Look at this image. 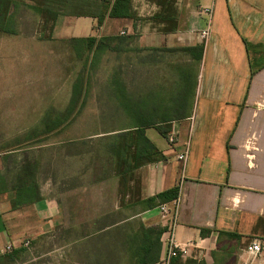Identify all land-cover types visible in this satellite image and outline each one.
I'll use <instances>...</instances> for the list:
<instances>
[{"label": "crops", "instance_id": "crops-1", "mask_svg": "<svg viewBox=\"0 0 264 264\" xmlns=\"http://www.w3.org/2000/svg\"><path fill=\"white\" fill-rule=\"evenodd\" d=\"M161 1L132 0L133 18L107 17L102 26L92 17H62L53 37L34 46L39 47L37 53L51 54L53 46L62 44L77 56L73 40L92 37L128 38V52L204 45L189 116H171L170 122L159 124L171 129L177 143L147 128L146 136L163 158L131 170L116 168L107 145L120 141L122 133L135 132V120L113 119L110 125L117 128L109 133L100 129L107 125L100 121L95 134L56 140L75 118L63 121L59 132L49 134L46 129L14 145L36 143L35 150L1 149L0 264H163L170 218L163 217L160 206L174 211L176 199L173 234L178 243L199 246L183 264H249L247 252L254 239L262 241V260L257 263L264 264V0H175L173 32H165L167 23L157 19L164 11ZM204 8L213 10L212 17L202 13ZM208 26L205 41L201 32ZM18 30L0 35H19ZM169 55L175 56L177 67L195 62L181 52ZM80 78L84 83L75 89ZM171 78L174 88L178 72ZM87 80L79 76L73 83L63 115L74 93L80 95V112L89 95L120 94L107 86L92 91ZM127 94L126 109L135 110L141 97L129 88ZM100 100L97 109L99 104L115 112L125 109L114 97ZM54 123L47 120L43 126ZM79 142L88 144L89 153H100V161L89 160L99 166H88L86 154L73 153ZM186 149L189 158L183 166L178 154ZM77 161L79 166L73 167ZM176 187V199L159 197ZM45 239H58L59 246ZM25 242L31 243L29 249Z\"/></svg>", "mask_w": 264, "mask_h": 264}, {"label": "rangeland", "instance_id": "rangeland-1", "mask_svg": "<svg viewBox=\"0 0 264 264\" xmlns=\"http://www.w3.org/2000/svg\"><path fill=\"white\" fill-rule=\"evenodd\" d=\"M17 1L20 3L16 9L20 36L0 35V150L7 147L18 150L29 147L35 150L36 143L30 142L18 147L14 145L26 136L42 135L47 129L43 126L47 120L63 115L69 90L79 76L88 79L92 91L100 92L108 86L112 77L119 78L126 89L135 91L137 97L141 98L147 92H168L173 88L171 77L175 76L177 60L169 54L136 53L134 50L126 52V44L120 47L116 45L114 51L105 53L92 63L87 60L86 55L78 58L69 54L62 44L53 46L55 53H37L39 47L34 46L37 44L35 42L42 44L53 37L52 22H47L30 8L40 0ZM106 97L105 94L89 95L83 103L85 109L66 132L62 131L60 136H56V140L66 139L70 134L72 138H79L97 133L99 128L96 125L103 121V114L104 122L109 125L113 119L122 118L121 111L105 110L108 105L99 104L100 109L96 108V99L100 98L102 101ZM100 129L106 132L105 129ZM90 151L94 155L89 153L87 146L82 145L75 148L73 153L82 152L86 154L84 160L88 159V166H99V162L92 164L89 160L95 158V161H100L102 158L97 157L100 153ZM77 166L78 161L73 163V167ZM56 177L62 179V176ZM45 242L59 246L58 239H45ZM35 255L36 252L32 256ZM261 260L262 258L255 262L249 260V263L256 264Z\"/></svg>", "mask_w": 264, "mask_h": 264}, {"label": "trees", "instance_id": "trees-1", "mask_svg": "<svg viewBox=\"0 0 264 264\" xmlns=\"http://www.w3.org/2000/svg\"><path fill=\"white\" fill-rule=\"evenodd\" d=\"M131 2L132 0H40L38 4L30 8L43 16L47 22H52L53 32L55 25L62 17H92L97 19L99 26L104 24L107 17L133 18ZM174 2L175 0L161 1L164 11L160 15H157V19L167 23V27L164 30L165 32H173L175 30V25L173 23ZM19 6L20 3L17 0H0V33L16 34L18 31L16 9ZM127 40L128 38L125 37H105L101 39L92 37L73 40L72 43L77 57L83 58L86 55L87 60H90V63H92L94 59L101 58L100 56L105 53L114 51L116 45L120 47L122 44H127ZM204 50V45L193 48L153 50V53L167 52L169 54H174L181 52L185 55H191L195 62L184 64L182 67L178 66L176 68L178 72V85L171 88L168 92L164 90H162V92H150L145 102L143 98L140 99V105L136 106L135 110L128 111V109H126L129 100L127 89L124 87V84L120 82L119 78L114 79V77H112V81L109 82L107 87L117 88L120 94L107 96L108 99L111 100L112 97L119 99L125 108L121 111L122 118L128 119V117H130L138 124V126L134 128L136 129L135 132L130 131L122 133L120 135V141L109 142L107 145V155L112 159L116 168L123 167L125 170H131L142 165L154 163L163 158L162 152L146 136L145 129L150 127L156 128L161 135L168 139L171 129L169 127L159 126V124L170 122L171 116L176 117V119H185L189 116L197 88V64L202 60ZM134 52L143 53L145 50L137 49L134 50ZM86 82L89 86L88 80ZM83 83L84 80L82 78L78 79L75 84V89L82 86ZM79 98V94H73L71 105L65 114L55 117V123L47 127L49 134L59 132L63 127V121L73 120L79 115L80 111L76 110ZM167 101H171L175 103V105H163ZM144 103H146V105H144ZM105 110L111 109L107 108ZM101 117V120L104 122V114ZM101 128L106 130L105 133H109L114 131L117 127L104 124ZM119 128L127 129L126 127ZM129 135H131L130 139H128ZM76 145L77 147L82 145L88 146L86 142H79ZM179 194L180 188L176 187L159 194V197L169 202L176 199ZM160 255L161 253L153 260L154 263L155 261H159ZM149 264H151V262ZM171 264H183V260L180 258H173ZM185 264H197V262L188 260Z\"/></svg>", "mask_w": 264, "mask_h": 264}, {"label": "built area", "instance_id": "built-area-1", "mask_svg": "<svg viewBox=\"0 0 264 264\" xmlns=\"http://www.w3.org/2000/svg\"><path fill=\"white\" fill-rule=\"evenodd\" d=\"M202 13L204 15H207L210 18L213 15V10L211 8H204L202 10ZM209 29L210 28L208 26L205 30H203L201 32V37L205 41L209 37ZM169 142L171 144L177 143V139L174 137L173 134H170ZM188 158H189V150L188 149H186L185 151L178 154V161L180 163H182L183 166L187 165ZM178 204H179V199H176L174 211H171L167 207V205L160 206V212L163 215V217L167 220L170 218L169 223L167 224V227H166L167 235H168L167 253H166L165 258L163 259V264H171V260L173 258H180L182 260L188 259L191 257L193 250L199 249L198 244L196 242H193V241H188L186 243H178L174 234H173V232H174L173 228L175 226V220H176L175 218H176V214H177ZM24 246L29 249L31 247V243L25 242ZM6 250H7V252H11L12 247L8 246ZM247 255H248V257L252 258V259H250V258L249 259L252 260L253 262H255V260H257L258 258H262V255H263L262 241L259 239H254L251 242V245L248 249ZM249 264H251V262ZM252 264H255V263H252Z\"/></svg>", "mask_w": 264, "mask_h": 264}]
</instances>
